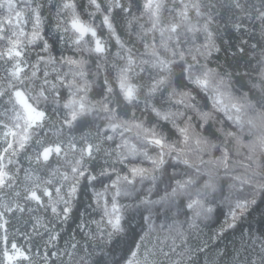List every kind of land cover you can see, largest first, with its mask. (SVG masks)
I'll use <instances>...</instances> for the list:
<instances>
[{"label": "snow or ice", "instance_id": "obj_1", "mask_svg": "<svg viewBox=\"0 0 264 264\" xmlns=\"http://www.w3.org/2000/svg\"><path fill=\"white\" fill-rule=\"evenodd\" d=\"M34 2L24 0L26 15L23 8L17 10L20 0H0V9L6 8L8 13L0 18V62L10 65L4 69L6 75L0 76V230L6 233L9 213H36L29 216L32 230L39 235L43 228L48 234L45 247H49L57 239L49 223L66 221L78 191L86 187L81 182L93 183L94 187L99 176L111 181L102 184L103 191L93 193L97 208L103 211L101 220H106V227L112 229L110 235L125 233L128 222L122 209L129 206L121 205L120 198L131 197L137 191L138 179L141 184L144 180L151 182L149 191L158 189L157 181L167 180L165 194L159 200L144 199L133 205L149 213L141 214L148 231L142 227L144 234H137L139 240L133 239V246L113 264H193L194 257L207 254L199 245L180 253L174 247L164 252L162 248L146 246L153 230L152 207L161 205L167 216L180 199L191 216L184 213L186 220L178 225L177 236L198 232L200 222L212 217L210 198L218 188L211 168L206 173L209 179L199 184L205 172L190 161L188 154L220 151L218 159H200L199 164L227 169L230 145L246 147L253 154L257 150L264 153V133L244 144L245 129L251 134L258 124L264 127V60H258L259 67L252 70L257 76L248 75V79L260 81L251 87L243 76L219 65L209 66V57L218 51L210 31L218 9L231 14L234 26H242L245 20L252 21L253 26L258 22L264 35V0H145L139 16L133 12L136 0H87V7L93 10L89 15L101 14L102 25L119 45V62L111 66L106 61L95 63V71L83 53L103 57L107 45L97 29L81 18L75 0H63L58 15L66 16L58 19L57 30L71 33L70 45L80 54L79 59L52 54V45L43 33L41 5L33 7ZM118 15L131 31L127 43L132 47H125L117 33ZM145 16L147 19L141 23ZM30 21L32 29L26 32L24 26ZM200 33L205 42L197 45ZM86 36L91 37L90 42L85 41ZM137 41L143 52L136 47ZM84 43L89 46L81 48ZM33 46L40 51L30 62L25 57ZM102 70L105 76L97 90ZM133 78L139 83H132ZM246 87L248 91L244 92ZM94 95L99 99H93ZM250 111L255 117L246 119ZM220 117L235 130L217 129L214 122H224ZM21 156L28 161L27 168L17 159ZM101 159V171L94 175V165ZM145 161L151 164L150 169L140 166ZM180 165L185 166L183 176L187 178L177 179L179 173L167 170ZM193 168L194 173L189 171ZM257 169H252L246 178H234L249 191L238 193L235 200L230 198L231 193L226 198L231 223L221 226L218 237L237 228L236 222L242 221L245 214L250 215L248 209L256 204L257 194L264 198V166L257 165ZM125 170L126 174L121 175ZM88 235L95 239L91 233ZM0 241L7 242V235ZM258 243V250L255 243L252 251L245 247L246 255L240 249H217L216 259L209 255V262L217 264L231 257L229 264H264V235ZM70 247L74 251L63 254L75 259V252L82 249L76 244ZM49 255L58 253H46L44 264ZM177 255L179 260H173ZM21 260L31 264L32 256L15 242L0 253V264H19ZM80 264H86L83 258Z\"/></svg>", "mask_w": 264, "mask_h": 264}, {"label": "trees", "instance_id": "obj_2", "mask_svg": "<svg viewBox=\"0 0 264 264\" xmlns=\"http://www.w3.org/2000/svg\"><path fill=\"white\" fill-rule=\"evenodd\" d=\"M77 3V11L80 13L81 18L88 23H91L98 32L106 45L107 53L103 57H97L95 54L83 53V58L88 59L93 64V71H95V63L107 62L108 66L118 63V57L116 53L119 51V45L116 42L115 37L109 35L106 27L101 23L102 16L97 13L95 16L89 15L92 9L87 7V0H75ZM145 0H136V5L133 8L135 15H140L143 12V3ZM226 0H221V3H225ZM41 5L40 11L43 19V33L45 39L52 45V54L59 57L61 54L64 56H71L79 59L80 54L77 50L70 45L69 37L71 33H63L57 30V21L63 20L66 14L58 15L61 11V5L63 0H35V4ZM23 8L27 15L28 9L24 6V0H20L17 10ZM7 9H0V18L6 16ZM147 17L141 19V23H144ZM118 27L117 33L120 39L125 42V47H132V44L127 43L131 31L127 28L125 22L117 16ZM201 23L203 21L201 20ZM25 31L30 32L32 29L31 21L26 24ZM210 31L213 33V42L218 51H213L209 59L212 61L209 65L212 68H216L217 65L221 69L235 73L237 76H243L251 87L252 84H259L260 81L248 79V75L257 76L253 69L259 67L258 60H264V35L261 34L260 25L256 22L253 26L252 21L245 20L242 26H234L233 17L225 9H218L215 22L211 25ZM64 37L62 40L61 37ZM135 39V37H133ZM91 37L86 36L85 41L90 42ZM68 41V42H66ZM205 38L203 33L198 34V38L195 43L197 45L203 44ZM88 43L81 45V48L88 47ZM3 45H0L2 48ZM136 47L143 52V48L139 41L136 42ZM40 51L39 47L33 46L29 51L25 59L30 62H34L37 53ZM75 54V55H74ZM10 67V65L0 62V76L6 75L4 69ZM66 70V69H64ZM113 76L115 73H112ZM105 76V72L102 70L101 75L97 80L96 88L99 89L100 83ZM132 83H139L136 78H133ZM115 87V85H113ZM244 92L248 91V88L243 89ZM93 99H99L98 96H93ZM6 99V98H5ZM140 107H143L141 103ZM131 109L130 111H134ZM139 114V112L137 113ZM255 113L249 112L247 118H254ZM147 118V117H146ZM154 120V118H152ZM220 121H224L223 117L219 118ZM217 129L226 128L228 131L235 130L230 126V122H214ZM264 133V127L259 126L254 129L251 134L245 129L244 144L247 145L256 139L257 136ZM222 136V134H221ZM223 139V137H222ZM214 143L220 144L221 148L224 144L219 140H213ZM28 154H31L29 149ZM221 155L220 151L213 150L211 153L203 152H190L188 154L191 162H194L201 167L205 175L199 180V184H203L209 177L206 174L208 168H211L214 176L213 179L217 184L218 191L213 194L211 207L213 208V214L211 219L200 222V230L189 235L188 232H184L182 238L177 236L178 225L182 224L186 217L184 213H187L188 217L191 216V211L182 207L180 199L176 201L175 207L166 216L164 209L161 205L157 204L152 207L151 223L153 230L149 237V241L146 242V246L150 249L162 248L164 252H168L170 248L174 247L177 253L183 252L187 248L195 250L196 246L206 249L207 254L204 256H197L193 258V264H210L209 255L216 259L217 249L223 251L228 248L230 251L240 249L242 255L245 247L252 251V244H256V250L259 248V239L264 235V198H261L259 194L256 195V204L249 207L248 212L250 215L245 214L242 221L238 220L236 223L239 225L234 230L229 229L225 233L220 234V228L225 225L226 222L231 223L229 218V203L228 199L231 193V199L235 200L238 193L247 194L249 189L247 187L241 188L240 182L235 180V177L246 178L252 174V169H257V165L264 166V153L257 150L255 154L251 153L246 147L237 148L234 144L229 146V160L228 168L224 167L215 168L214 166L200 165V159L208 161L209 159H218ZM251 157V159H249ZM23 163L25 168L28 167V161L22 156L17 157ZM104 163L103 159L99 160L95 167L94 175H98L101 171L100 165ZM175 163V161H172ZM142 167L151 168L149 162L141 163ZM11 167V166H10ZM35 167V165H34ZM119 167V166H118ZM170 174H177V179L187 178L183 176L185 169L184 165H180L175 170L171 167L167 168ZM259 171V169H257ZM190 172L194 173L195 169H190ZM42 174V173H41ZM126 174V170L121 172V175ZM21 175H23L21 173ZM160 175V173H157ZM115 179V176H112ZM111 181L105 177H99L98 181L89 183L82 181V185H86L78 191V194L73 201L72 212L69 218L64 220H55L49 223V229H54V233L57 234V239L49 246L45 247V242L48 241V234L44 232L43 228L39 229L40 234L37 235L32 230V224L29 222L30 215H36V213H19L15 215L9 213L6 216L8 221L6 225V233L0 230V237L7 235L8 241H0V253L4 248H10L11 242L17 243L19 247L27 250L31 256V264H44L43 257L46 253H58V255H49L47 264H80L81 258L84 259L86 264H113V261H119L124 256L129 247H132L133 239L139 240L137 234L143 235L144 231H148L147 222L141 219V214L148 216L149 213L141 206L139 208L133 205H139L140 200H159L161 196L165 194L164 189L167 187V180L164 183H158V189L151 188V182L144 180L143 184L139 182V179L135 183L137 191L131 197H122L119 200L121 205L129 206L122 209V214L125 220L128 222L125 225V233L111 234L112 229L106 227V220H101L103 211L101 208H97L96 201L93 199L94 191H103L102 184H108ZM235 185V187H233ZM170 191V189H169ZM251 199V197H249ZM185 199V198H181ZM186 203V199H185ZM156 209H160L159 212ZM110 210V208H109ZM42 214V213H41ZM50 215V214H49ZM87 225V227H81V225ZM249 226H251V233L249 235ZM241 228L244 232V240L241 241ZM183 229H187V224H183ZM181 229V230H183ZM101 232L103 237L101 238ZM91 233L95 236L93 239L88 234ZM71 244H76L81 251L75 252V259L72 256L64 255L66 251L71 253L74 250L70 247ZM183 244V247L181 245ZM173 260H179V256H173ZM231 257L226 258L223 261H217V264H229ZM19 264H29V261H19Z\"/></svg>", "mask_w": 264, "mask_h": 264}]
</instances>
